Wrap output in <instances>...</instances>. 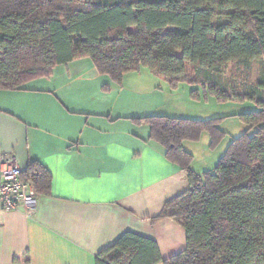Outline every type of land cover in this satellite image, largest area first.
Segmentation results:
<instances>
[{
  "label": "trees",
  "instance_id": "16d2710c",
  "mask_svg": "<svg viewBox=\"0 0 264 264\" xmlns=\"http://www.w3.org/2000/svg\"><path fill=\"white\" fill-rule=\"evenodd\" d=\"M82 59L117 85L146 67L173 89L188 83L222 104L258 106L239 115L256 133L233 138L201 175L191 169L184 143L208 133L219 145L225 117L134 119L149 125L151 139L189 175L190 189L154 219L181 225L187 248L164 260L154 241L126 233L96 264H264V71L242 90L223 81L230 63L250 70L264 61V0H0V90L28 91L31 82ZM23 179L38 196L50 191L38 161Z\"/></svg>",
  "mask_w": 264,
  "mask_h": 264
},
{
  "label": "crops",
  "instance_id": "0c3cea01",
  "mask_svg": "<svg viewBox=\"0 0 264 264\" xmlns=\"http://www.w3.org/2000/svg\"><path fill=\"white\" fill-rule=\"evenodd\" d=\"M93 67L104 78L102 93L118 86ZM65 68L80 73L67 65L56 74L64 75ZM0 91V153L12 156L24 172L38 161L50 178L49 193L39 196L32 213L23 206L5 212L0 205V264H96L126 233L154 241L164 260L186 250L181 225L154 219L190 189L189 175L151 139L149 125L134 119L189 116L158 114L166 112L157 108L143 113L132 101L86 107L63 99L58 88ZM209 138V148H215ZM190 143L195 142L184 148L193 155L191 169L210 171L217 157L213 162L212 153L206 155L212 157L208 170L193 167Z\"/></svg>",
  "mask_w": 264,
  "mask_h": 264
},
{
  "label": "rangeland",
  "instance_id": "374dc122",
  "mask_svg": "<svg viewBox=\"0 0 264 264\" xmlns=\"http://www.w3.org/2000/svg\"><path fill=\"white\" fill-rule=\"evenodd\" d=\"M69 66H76V71L80 73L75 74V70L71 68L68 72L65 68L64 75L55 72L56 75L53 78L35 80L29 86L41 89L58 88V92L63 99H72L86 107L100 104L114 105L118 101H132L145 110L143 113L148 114H152L157 108L159 111L166 112L158 114L172 116L177 114L178 116H189L197 120L225 117L218 122V126L227 135L224 136L218 146L209 148L210 138L208 134H204L199 142L190 143L195 156L193 167L198 166L197 168L208 170L211 166L208 162L212 157L213 162L216 157V161H218L233 138L246 132L252 136L257 131L256 128L250 129L239 117L242 113L257 111L258 106L254 102L222 104L216 98L206 95L201 88L193 87L188 83H182L178 88L173 89L168 82L152 74L149 68H143L141 72L128 74L124 79V84L115 86L111 92L104 94L101 91L104 78L99 77L91 60L82 59L70 63ZM263 71L264 61L254 62L250 70L239 64L230 63L224 70L223 81L231 88L242 90L244 87L255 86ZM0 93L5 92L0 91ZM208 153H212L211 159L206 156ZM215 162L212 163L210 170L215 167Z\"/></svg>",
  "mask_w": 264,
  "mask_h": 264
},
{
  "label": "built area",
  "instance_id": "2783aa9c",
  "mask_svg": "<svg viewBox=\"0 0 264 264\" xmlns=\"http://www.w3.org/2000/svg\"><path fill=\"white\" fill-rule=\"evenodd\" d=\"M39 196L34 185L23 179V171L16 160L0 153V205L5 212L20 206L32 213L38 205Z\"/></svg>",
  "mask_w": 264,
  "mask_h": 264
}]
</instances>
